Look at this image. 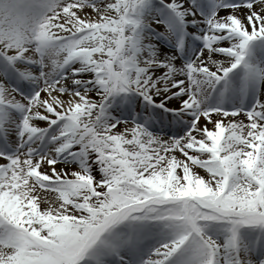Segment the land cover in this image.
Listing matches in <instances>:
<instances>
[{
    "label": "snow or ice",
    "instance_id": "6c2138e0",
    "mask_svg": "<svg viewBox=\"0 0 264 264\" xmlns=\"http://www.w3.org/2000/svg\"><path fill=\"white\" fill-rule=\"evenodd\" d=\"M0 264H264V0H0Z\"/></svg>",
    "mask_w": 264,
    "mask_h": 264
}]
</instances>
